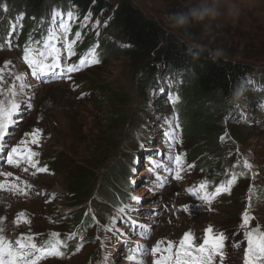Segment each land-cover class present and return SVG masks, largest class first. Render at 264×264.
Instances as JSON below:
<instances>
[{
  "label": "rangeland",
  "instance_id": "1",
  "mask_svg": "<svg viewBox=\"0 0 264 264\" xmlns=\"http://www.w3.org/2000/svg\"><path fill=\"white\" fill-rule=\"evenodd\" d=\"M130 1L190 46L222 48V56L250 65L244 92L234 93L221 114L217 137L233 154L230 165L244 172L225 171L222 183L197 164L193 146L208 152L207 135L184 130L170 103L168 91L180 79L175 68L168 76L154 62L148 91L124 54L98 63L89 54L74 56L64 14L54 15L47 44L38 40L23 51L15 16L0 27V106L5 116L12 112L0 133V237L14 251L17 241L59 246L63 256L37 264H206L213 238L222 234L223 259L213 255L212 264H245L251 233L248 258L264 264L258 252L264 242V0H234L239 15H222L210 30L207 21L176 30L165 24L170 13L187 12L200 0ZM87 80L101 85L85 88ZM114 93L129 100L124 115L109 121L108 101L99 103ZM14 147L18 162L9 164ZM115 166L125 170L127 185L107 194L104 177ZM76 177L89 180L80 203L68 191ZM39 255L28 249L25 259Z\"/></svg>",
  "mask_w": 264,
  "mask_h": 264
},
{
  "label": "trees",
  "instance_id": "2",
  "mask_svg": "<svg viewBox=\"0 0 264 264\" xmlns=\"http://www.w3.org/2000/svg\"><path fill=\"white\" fill-rule=\"evenodd\" d=\"M50 2L53 5H49ZM55 14L68 15L71 19L67 34L70 54L76 56L78 53L80 57L89 54L92 62L103 61L107 57L118 58L124 54L148 91L155 80L154 62H162L168 76L174 68L179 71L180 79L176 81L179 83L168 91L170 103L182 120L184 130L189 128L192 133L202 132L207 135L205 141L209 144L208 152L201 146H193L192 151L200 157L197 164L222 183L228 182L225 171L235 174L238 170L244 172L241 167L233 168L230 165L233 154L224 152L217 137L221 133L218 121L231 96L245 90L246 79L252 72L247 62L217 57L206 48L201 50L191 47L146 16L130 0H117L114 4L107 0H0V27L5 29L9 20L16 16L23 32L18 39L23 51L38 40L43 44L49 42L47 35ZM87 21L94 22L97 29ZM183 35L190 39V33L184 32ZM34 49L40 50L37 46ZM83 85L88 88L101 84L87 80ZM218 93L221 99H217ZM127 100L124 93H114L99 104L108 101V108L111 109L109 121H113L124 115L123 105ZM117 167L104 177L108 185L107 194L111 188L117 191L127 185L125 170ZM68 187L77 203L90 192L89 180L86 178L76 177ZM111 196L114 197L113 194Z\"/></svg>",
  "mask_w": 264,
  "mask_h": 264
},
{
  "label": "snow or ice",
  "instance_id": "3",
  "mask_svg": "<svg viewBox=\"0 0 264 264\" xmlns=\"http://www.w3.org/2000/svg\"><path fill=\"white\" fill-rule=\"evenodd\" d=\"M94 63H98V60H94ZM83 63V62H82ZM73 69H69V71H72ZM0 81H2V77H0ZM2 103V102H0ZM13 109H18V105L15 103L12 104L11 106ZM12 117V112H8L7 116H5V110L3 109L2 106H0V133H3L4 130V119H11ZM35 143V141H33ZM17 153V149L14 147L12 148L11 152L8 154L7 157V163L9 164H14L17 163L18 161L14 159V154ZM250 167V165H247ZM33 167H35V164H33ZM41 172L47 171L46 168H40L38 169ZM6 175H11L6 174ZM177 178H179L177 176ZM0 187H3V185H0ZM221 189H217V192L219 193ZM223 191H228L227 188H224ZM245 221L247 222L249 217L247 212L245 213ZM249 238V249L246 251V260L245 264H253L252 260H250L249 253L252 252L253 250V245H254V240H253V235L251 233L247 234ZM188 235L186 234L185 239H188ZM215 240V243L213 245L212 250L210 251V254L206 257V264H212L213 261V255L219 256L221 260L223 259V235L221 234L219 239L213 238ZM19 245V250L14 251L10 245H5L3 237H0V264H37L38 260L44 259L49 255H54V256H63V253L59 251V246H52L48 249L45 248H37V245L35 243H23L21 241L16 242ZM28 249H32L35 251H38L41 253V255L37 256L36 259L34 260H27L25 259V255ZM79 250V249H77ZM155 251V249H154ZM201 251H203V247L201 248ZM258 252L259 255L264 256V242H261L258 245ZM7 257V258H6ZM128 259H134V257H128Z\"/></svg>",
  "mask_w": 264,
  "mask_h": 264
},
{
  "label": "clouds",
  "instance_id": "4",
  "mask_svg": "<svg viewBox=\"0 0 264 264\" xmlns=\"http://www.w3.org/2000/svg\"><path fill=\"white\" fill-rule=\"evenodd\" d=\"M221 5L224 6V11H221ZM239 8L234 2V0H200V3L189 9L187 12L178 11L170 13L165 21L166 26L171 30L185 28L192 21L205 22L206 29L210 30L211 23L218 20L222 15L235 18L239 15ZM191 47L200 48L203 50L204 45L193 44ZM214 55L219 57L224 55V50L222 48H217L214 50Z\"/></svg>",
  "mask_w": 264,
  "mask_h": 264
}]
</instances>
